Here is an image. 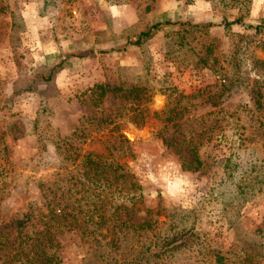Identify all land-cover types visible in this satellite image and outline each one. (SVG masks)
<instances>
[{
  "label": "rangeland",
  "instance_id": "rangeland-1",
  "mask_svg": "<svg viewBox=\"0 0 264 264\" xmlns=\"http://www.w3.org/2000/svg\"><path fill=\"white\" fill-rule=\"evenodd\" d=\"M242 1L0 0L4 224L41 207V183L80 153L111 149L143 187L134 220L151 219L158 234L196 233L172 264H216V251L235 259L255 246L264 226V0ZM239 15L245 24H224ZM167 19L214 25L165 26L140 46L104 52ZM97 82L151 88L145 123L111 92L92 106L82 93ZM102 115L114 122L94 120ZM76 128L86 136L72 137ZM192 150L204 162L198 171L182 167ZM59 241L63 264H92L78 230Z\"/></svg>",
  "mask_w": 264,
  "mask_h": 264
},
{
  "label": "trees",
  "instance_id": "trees-1",
  "mask_svg": "<svg viewBox=\"0 0 264 264\" xmlns=\"http://www.w3.org/2000/svg\"><path fill=\"white\" fill-rule=\"evenodd\" d=\"M233 1L243 4L242 0ZM242 6H238L239 10ZM234 23L245 24L243 15L233 21L224 18L226 26ZM170 25L205 32L214 23L168 19L158 21L129 38L123 47L104 52L125 50L129 45L140 46L163 27ZM110 92L132 106V122L138 125L145 123V115L149 112L147 103L153 97L151 88L138 83L126 87L123 84L97 82L82 94L89 93V103L99 107ZM82 102H86V99H82ZM95 118L100 124L109 125L114 122L112 115ZM84 134L81 128H76L72 137L81 138L86 136ZM171 140L172 137L163 139L169 147L172 145ZM5 150L1 147L0 153ZM67 150L61 140L58 151L66 160H71L72 156ZM181 156L182 167L187 170L198 171L203 166L204 162L196 150H192L190 156L184 153ZM254 167L256 172L257 168H261L260 165ZM7 171L0 163V198L1 192L8 186ZM76 184L79 188L74 191ZM41 187L44 192L41 207L30 206L22 218L10 224H4L0 214V264H63L59 236L72 230L79 231L83 244L90 252L87 261L92 264H172L171 256L187 245L191 236L196 235L192 229L171 230L169 233L160 230L161 234H158V228L151 219L134 220L137 205L143 201V187L111 149L108 153H80L77 162H71L70 166L53 174L41 183ZM257 232L260 240L255 246H242L238 252L233 253L235 259L228 252L216 251L215 263L244 264L250 261L253 264H264V226Z\"/></svg>",
  "mask_w": 264,
  "mask_h": 264
}]
</instances>
